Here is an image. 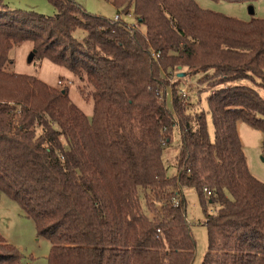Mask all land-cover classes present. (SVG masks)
I'll use <instances>...</instances> for the list:
<instances>
[{"label": "trees", "instance_id": "trees-1", "mask_svg": "<svg viewBox=\"0 0 264 264\" xmlns=\"http://www.w3.org/2000/svg\"><path fill=\"white\" fill-rule=\"evenodd\" d=\"M49 1L53 15L0 0V193L50 241L48 264H191L187 188L207 231L200 264H264V182L237 131L238 121L259 129L264 157V18L243 21L195 0H109L116 13L132 10L128 26L73 0ZM24 41L34 58L86 80L90 118L66 88L8 69ZM175 70L205 74L213 139L206 112L188 109L178 82L167 107ZM177 127L181 169L170 176L162 151ZM22 260L0 233V264Z\"/></svg>", "mask_w": 264, "mask_h": 264}, {"label": "rangeland", "instance_id": "rangeland-1", "mask_svg": "<svg viewBox=\"0 0 264 264\" xmlns=\"http://www.w3.org/2000/svg\"><path fill=\"white\" fill-rule=\"evenodd\" d=\"M82 9L91 14L102 15L113 20L116 10L109 0H73ZM204 9L220 12L224 15L235 17L243 21L251 17L264 18V0H251L247 2H228L224 0H195ZM10 9L32 10L44 15H53L55 7L49 0H2ZM253 6L255 12L250 13ZM121 21L128 26L135 23V17L130 10L121 13ZM85 33L77 30L76 35L82 37ZM33 50L30 41L15 44L9 52L11 62L8 69L17 73L33 75L46 84L56 88H66L70 99L80 107L88 118L92 115L91 86L84 78L76 77L67 68L52 63L47 58L37 59L31 56ZM187 72L186 69H182ZM179 72L170 71L166 92H163L167 107L170 109L172 92L171 85L178 82L175 88L180 94L184 90L186 97L182 101L188 109L193 111L204 110L206 112L207 128L209 136L213 139V123L208 112L207 95L212 87L204 79L205 74H190L184 78L177 76ZM79 76V75H78ZM82 77V75H81ZM177 77H179L177 79ZM60 81V82H58ZM239 138L245 153L250 172L259 180L264 182V157L261 153L262 132L244 121L238 124ZM181 147V137L177 128L174 129L172 140L162 151V160L167 169V174L175 175L176 157ZM185 211L188 222H190V233L195 241V252L191 264H200L207 250V231L203 224V210L198 201L197 193L192 188L184 190ZM208 211H214L213 205L208 204ZM0 233L11 244H13L23 257L24 264H48L51 244L44 236L37 235L34 222L25 217L18 203L5 193H0Z\"/></svg>", "mask_w": 264, "mask_h": 264}, {"label": "built area", "instance_id": "built-area-1", "mask_svg": "<svg viewBox=\"0 0 264 264\" xmlns=\"http://www.w3.org/2000/svg\"><path fill=\"white\" fill-rule=\"evenodd\" d=\"M121 13H116L115 15H114V17H113V21H121ZM155 57H157L159 54H154V53H152ZM58 82H60V81H58ZM180 94L183 96V97H186V93L184 92V90L182 89V90H180ZM177 131H178V135L180 134V130H179V128L177 127ZM207 194L209 195L210 194V192H207ZM173 203H174V205H178L179 204V199L177 198V197H174L173 198ZM188 221V220H187ZM188 223H190V222H188Z\"/></svg>", "mask_w": 264, "mask_h": 264}, {"label": "water", "instance_id": "water-1", "mask_svg": "<svg viewBox=\"0 0 264 264\" xmlns=\"http://www.w3.org/2000/svg\"><path fill=\"white\" fill-rule=\"evenodd\" d=\"M250 13H253V8L251 7L250 8ZM34 52H35V50H33L32 52H31V56L33 57V55H34ZM180 69V68H179ZM177 76H179V77H182V76H184V72H179L178 74H177Z\"/></svg>", "mask_w": 264, "mask_h": 264}, {"label": "crops", "instance_id": "crops-1", "mask_svg": "<svg viewBox=\"0 0 264 264\" xmlns=\"http://www.w3.org/2000/svg\"><path fill=\"white\" fill-rule=\"evenodd\" d=\"M252 8H253V6H251ZM255 12V10H254V8H253V13ZM252 13V14H253ZM238 124H239V121L237 122V127H238ZM237 131H238V129H237ZM239 134V133H238ZM242 144V143H241ZM264 160V159H263ZM204 219V218H203Z\"/></svg>", "mask_w": 264, "mask_h": 264}]
</instances>
